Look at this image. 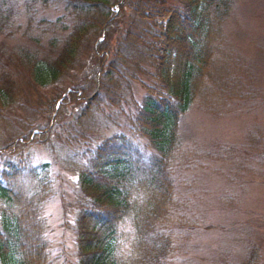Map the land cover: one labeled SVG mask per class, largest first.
I'll use <instances>...</instances> for the list:
<instances>
[{
    "label": "trees",
    "instance_id": "1",
    "mask_svg": "<svg viewBox=\"0 0 264 264\" xmlns=\"http://www.w3.org/2000/svg\"><path fill=\"white\" fill-rule=\"evenodd\" d=\"M19 3L24 33L52 31L53 57L0 46V264L52 263L45 208L63 170L77 184L63 204L74 264H174L201 224L179 195L185 116L254 94L225 29L234 0H0V35ZM35 4L59 11L38 20ZM71 69L80 79L63 87ZM245 263L264 253L253 246Z\"/></svg>",
    "mask_w": 264,
    "mask_h": 264
},
{
    "label": "rangeland",
    "instance_id": "2",
    "mask_svg": "<svg viewBox=\"0 0 264 264\" xmlns=\"http://www.w3.org/2000/svg\"><path fill=\"white\" fill-rule=\"evenodd\" d=\"M16 7L19 13L10 15L4 29L11 33L0 35L2 50L14 53L26 47L38 48L39 56L51 59L53 51L47 39L52 31L43 32V27L36 24L24 33V6L19 3ZM58 11L35 4L38 20L54 18ZM225 29L239 61L252 70L254 94L233 99L216 112L197 103L185 116L181 148L187 154L191 151L193 159L181 171L182 177L190 180V189L181 187L179 195L201 224L193 230L191 242H186L188 252L179 255L174 264H243L253 246L264 253V0H234ZM30 34L40 37V42L33 37L35 41H31ZM79 79V72L71 69L61 84L65 87ZM47 87L41 89L46 97L56 95L52 86ZM135 88L141 96V87ZM0 135L1 141L10 138ZM36 156L49 158L45 149H37ZM62 173L59 191L45 208L52 242L51 264H74L73 231L64 225L65 219L70 224L74 217L63 204L73 202L77 184L72 172Z\"/></svg>",
    "mask_w": 264,
    "mask_h": 264
}]
</instances>
